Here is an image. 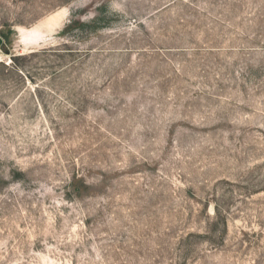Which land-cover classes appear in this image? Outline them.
Wrapping results in <instances>:
<instances>
[{
  "label": "rangeland",
  "instance_id": "obj_1",
  "mask_svg": "<svg viewBox=\"0 0 264 264\" xmlns=\"http://www.w3.org/2000/svg\"><path fill=\"white\" fill-rule=\"evenodd\" d=\"M0 36V264H264V0H0Z\"/></svg>",
  "mask_w": 264,
  "mask_h": 264
},
{
  "label": "trees",
  "instance_id": "obj_2",
  "mask_svg": "<svg viewBox=\"0 0 264 264\" xmlns=\"http://www.w3.org/2000/svg\"><path fill=\"white\" fill-rule=\"evenodd\" d=\"M10 36H11V32H7V33H4V34L2 35V37H3V38H6V39H9Z\"/></svg>",
  "mask_w": 264,
  "mask_h": 264
},
{
  "label": "water",
  "instance_id": "obj_3",
  "mask_svg": "<svg viewBox=\"0 0 264 264\" xmlns=\"http://www.w3.org/2000/svg\"><path fill=\"white\" fill-rule=\"evenodd\" d=\"M3 43V38L0 36V45Z\"/></svg>",
  "mask_w": 264,
  "mask_h": 264
}]
</instances>
